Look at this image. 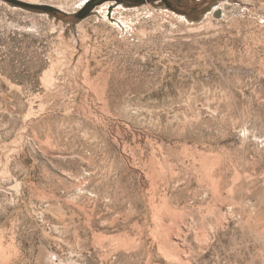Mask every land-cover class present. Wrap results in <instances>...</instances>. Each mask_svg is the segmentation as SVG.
I'll return each mask as SVG.
<instances>
[{
    "label": "rangeland",
    "instance_id": "1",
    "mask_svg": "<svg viewBox=\"0 0 264 264\" xmlns=\"http://www.w3.org/2000/svg\"><path fill=\"white\" fill-rule=\"evenodd\" d=\"M114 4L0 0V264H264V0Z\"/></svg>",
    "mask_w": 264,
    "mask_h": 264
},
{
    "label": "water",
    "instance_id": "2",
    "mask_svg": "<svg viewBox=\"0 0 264 264\" xmlns=\"http://www.w3.org/2000/svg\"><path fill=\"white\" fill-rule=\"evenodd\" d=\"M110 1H114L115 4L113 5V7H116V6H119L121 4H124V5H130L131 3H133V4H141V3H143L144 1H147V0H110ZM170 1H171V3H173V2L174 3H180L181 0H170ZM210 1H213V0H210ZM12 2L16 3V4H20V2H15V1H12ZM202 3L205 4V1L202 2ZM202 3L201 4L199 3L197 6L203 5ZM21 5L29 8V9H45V10L52 11L53 15H56L57 17L63 18V19H65V18H78L79 17L78 15H72V14H69V13H66V12H62V11L57 10V9L55 10V8H54V10H53V8H50V9H52V10H50L49 8H36L35 6L29 5V4H21ZM215 16L216 17L221 16V11H218ZM79 20H81V18Z\"/></svg>",
    "mask_w": 264,
    "mask_h": 264
},
{
    "label": "flooded vegetation",
    "instance_id": "3",
    "mask_svg": "<svg viewBox=\"0 0 264 264\" xmlns=\"http://www.w3.org/2000/svg\"><path fill=\"white\" fill-rule=\"evenodd\" d=\"M160 3L164 4L165 6H169L172 4L170 0H159Z\"/></svg>",
    "mask_w": 264,
    "mask_h": 264
}]
</instances>
